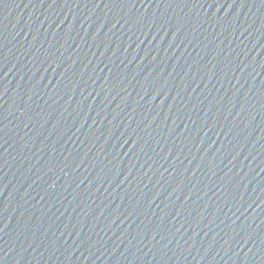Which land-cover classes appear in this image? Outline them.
Masks as SVG:
<instances>
[{
  "label": "water",
  "instance_id": "95a60500",
  "mask_svg": "<svg viewBox=\"0 0 264 264\" xmlns=\"http://www.w3.org/2000/svg\"><path fill=\"white\" fill-rule=\"evenodd\" d=\"M0 264H264V0H0Z\"/></svg>",
  "mask_w": 264,
  "mask_h": 264
}]
</instances>
